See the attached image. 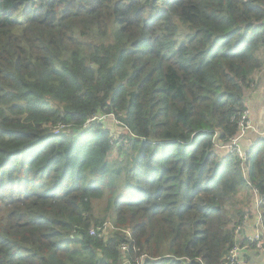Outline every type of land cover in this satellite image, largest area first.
<instances>
[{
    "label": "trees",
    "instance_id": "trees-1",
    "mask_svg": "<svg viewBox=\"0 0 264 264\" xmlns=\"http://www.w3.org/2000/svg\"><path fill=\"white\" fill-rule=\"evenodd\" d=\"M263 70L264 0H0V264H224Z\"/></svg>",
    "mask_w": 264,
    "mask_h": 264
},
{
    "label": "crops",
    "instance_id": "crops-1",
    "mask_svg": "<svg viewBox=\"0 0 264 264\" xmlns=\"http://www.w3.org/2000/svg\"><path fill=\"white\" fill-rule=\"evenodd\" d=\"M246 103L257 131L248 132L241 142L242 148L248 152L254 142L260 137L259 132L264 129V70L256 78V87L248 93ZM256 198H254V205L252 201L250 207L246 205L248 211L250 208L253 213L252 221L242 229L241 237L239 236L238 238L239 256L243 260V264H264V232H261L257 226ZM257 232L262 235L261 242L252 246L248 245L247 239L254 236Z\"/></svg>",
    "mask_w": 264,
    "mask_h": 264
},
{
    "label": "built area",
    "instance_id": "built-area-1",
    "mask_svg": "<svg viewBox=\"0 0 264 264\" xmlns=\"http://www.w3.org/2000/svg\"><path fill=\"white\" fill-rule=\"evenodd\" d=\"M238 125H239L238 134L235 137L230 139V142L228 143V145L219 147V148L226 149L229 153L237 155L241 161H246L248 159V155H247V152L242 149L240 142L242 138H244L248 132H252V131L257 132V131L254 126V123L252 122L251 114L248 111H245L241 115ZM259 135L260 137L264 138V131L259 132ZM254 193L257 195L255 203H256V208L259 210V206L262 203L263 198H260L256 191ZM257 220H258V223H257L258 228L261 230V232H264V223H263L262 214L260 213V211L257 212ZM246 221H248V219L244 221L245 223L241 228H238L240 234L242 232L241 230L246 226L245 225ZM90 234L92 236L96 235V230L91 229ZM261 238H262V235L259 232H257L253 237L248 238L247 241L250 242V244H256V243L259 244L261 242L260 240ZM122 249L126 250L127 246H123ZM146 258H147V255H142L140 259H137L135 264H143ZM224 264H243V260L239 256V246L238 245L232 248V250L229 252Z\"/></svg>",
    "mask_w": 264,
    "mask_h": 264
},
{
    "label": "rangeland",
    "instance_id": "rangeland-1",
    "mask_svg": "<svg viewBox=\"0 0 264 264\" xmlns=\"http://www.w3.org/2000/svg\"><path fill=\"white\" fill-rule=\"evenodd\" d=\"M248 94H246V96H247ZM246 102H247V100H246ZM100 124H102V126L101 127H103L104 129H106V130H109L110 132H112V138L113 139H117V137H119L120 136V134H122V135H124L125 134V132L123 131V127H121L120 126V122L118 121V119L116 118V116H114V115H110V116H107V115H104L103 117H101V118H99L98 120H97ZM98 124V123H97ZM63 130H70V126L68 127V129H66V127L65 126H62V125H60V126H58L55 130H54V134H60V132L61 131H63ZM255 197H257V195L255 194V193H253L252 192V196L249 198V199H246L247 198V193H245V192H243L239 197H238V199H239V201L240 200H246V202H247V206L248 207H250L251 206V204L252 203H250V201H252L253 203H254V198ZM100 204L101 205H103V204H105V200H103V201H101L100 202ZM254 205V204H253ZM248 210V209H247ZM253 210V209H252ZM255 211H260V210H258L257 208L255 209ZM249 214L251 215V216H253V213H252V211L250 210V208H249ZM249 215V216H250ZM252 218H249L248 219V221H246V226H248L249 224H250V222L252 221L251 220ZM242 232H243V230H241ZM96 233H98V231L96 230ZM236 233H238L237 235L238 236H236V238H239V234H240V232H239V230L237 229V231H236ZM241 237V236H240ZM253 237V236H252ZM262 239V238H261ZM260 239V240H261ZM239 242V241H238ZM238 242L236 241V245L238 244ZM248 245H250V246H252V245H254V244H250V242H248Z\"/></svg>",
    "mask_w": 264,
    "mask_h": 264
}]
</instances>
